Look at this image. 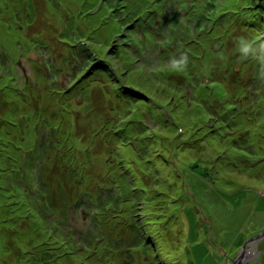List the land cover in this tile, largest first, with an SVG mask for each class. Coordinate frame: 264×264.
<instances>
[{
	"label": "rangeland",
	"instance_id": "obj_1",
	"mask_svg": "<svg viewBox=\"0 0 264 264\" xmlns=\"http://www.w3.org/2000/svg\"><path fill=\"white\" fill-rule=\"evenodd\" d=\"M263 15L0 0V264H264Z\"/></svg>",
	"mask_w": 264,
	"mask_h": 264
},
{
	"label": "clouds",
	"instance_id": "obj_2",
	"mask_svg": "<svg viewBox=\"0 0 264 264\" xmlns=\"http://www.w3.org/2000/svg\"><path fill=\"white\" fill-rule=\"evenodd\" d=\"M240 39H244L243 37H241ZM255 44L254 41L252 40H247V43H245L242 47H239L238 50L241 53H244L245 55L243 56L244 58H246L247 53H249V51L255 52V48H253L252 46ZM262 63H264V59L261 60ZM187 66V57L183 56L181 61H175L173 60V62L169 65V67L173 70V71H183L184 68Z\"/></svg>",
	"mask_w": 264,
	"mask_h": 264
},
{
	"label": "water",
	"instance_id": "obj_3",
	"mask_svg": "<svg viewBox=\"0 0 264 264\" xmlns=\"http://www.w3.org/2000/svg\"><path fill=\"white\" fill-rule=\"evenodd\" d=\"M262 19H264V15L262 16ZM245 251H246V242L245 245L242 246L239 252L236 254V257L233 260L232 264H247V259L245 260V255H244Z\"/></svg>",
	"mask_w": 264,
	"mask_h": 264
},
{
	"label": "trees",
	"instance_id": "obj_4",
	"mask_svg": "<svg viewBox=\"0 0 264 264\" xmlns=\"http://www.w3.org/2000/svg\"><path fill=\"white\" fill-rule=\"evenodd\" d=\"M260 18H261V19H259V20H260V23H259V24H260V25H262V24L264 25V19H262L261 16H260ZM253 28H256V29H257V28H259V25L256 24L255 26H253ZM249 33H251V32H249ZM253 33H254V32H253Z\"/></svg>",
	"mask_w": 264,
	"mask_h": 264
}]
</instances>
